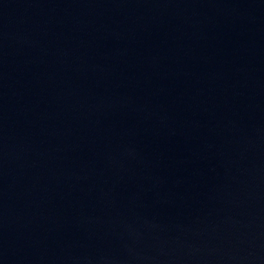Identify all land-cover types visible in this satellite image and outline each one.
Returning <instances> with one entry per match:
<instances>
[{"label": "water", "instance_id": "95a60500", "mask_svg": "<svg viewBox=\"0 0 264 264\" xmlns=\"http://www.w3.org/2000/svg\"><path fill=\"white\" fill-rule=\"evenodd\" d=\"M0 264H264V0H0Z\"/></svg>", "mask_w": 264, "mask_h": 264}]
</instances>
